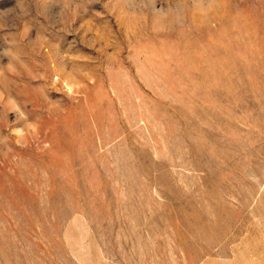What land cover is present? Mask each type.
I'll use <instances>...</instances> for the list:
<instances>
[{"label":"rangeland","instance_id":"1","mask_svg":"<svg viewBox=\"0 0 264 264\" xmlns=\"http://www.w3.org/2000/svg\"><path fill=\"white\" fill-rule=\"evenodd\" d=\"M0 264H264V0H0Z\"/></svg>","mask_w":264,"mask_h":264}]
</instances>
